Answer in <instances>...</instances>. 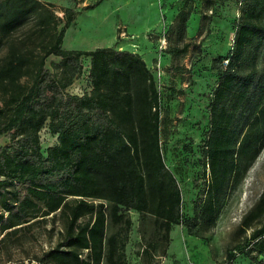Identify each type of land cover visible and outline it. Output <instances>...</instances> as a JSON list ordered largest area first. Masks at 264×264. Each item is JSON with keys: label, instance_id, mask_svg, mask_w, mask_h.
I'll return each mask as SVG.
<instances>
[{"label": "trees", "instance_id": "obj_1", "mask_svg": "<svg viewBox=\"0 0 264 264\" xmlns=\"http://www.w3.org/2000/svg\"><path fill=\"white\" fill-rule=\"evenodd\" d=\"M238 1L232 48L212 62L220 77L209 103L206 186L193 216L183 220L181 190L160 147L159 94L141 56L112 47L64 49L74 5L63 7L60 18L50 2L0 0V136L8 141L0 145V253L6 259L12 245L22 247L48 218L59 223L58 239L37 264H120L130 210L154 218L165 245L172 226L183 224L194 235L215 226L264 147V74L255 67L264 43V0ZM190 15L181 9L168 29L175 36L171 56L186 54L188 44H179ZM20 30L25 33L17 37ZM49 56L61 59L54 64L59 74L46 68ZM81 57L90 58L91 91L68 94ZM245 58L251 69L244 75ZM45 124L57 143L43 154ZM120 224L121 230L108 232ZM247 229L255 255L246 256L264 264V190L237 233Z\"/></svg>", "mask_w": 264, "mask_h": 264}, {"label": "rangeland", "instance_id": "obj_2", "mask_svg": "<svg viewBox=\"0 0 264 264\" xmlns=\"http://www.w3.org/2000/svg\"><path fill=\"white\" fill-rule=\"evenodd\" d=\"M61 9L74 5L75 17L67 28L62 47L68 50H94L112 47L137 53L150 70L160 103V147L166 166L174 174L182 198L183 220L193 216L196 200L201 197L208 178L207 159L203 154L210 130L209 103L220 77L212 62L224 59L233 44L239 16L238 0H41ZM190 9L184 41L185 55L171 56L169 44L175 36L168 33L177 13ZM25 30L17 32L22 36ZM99 42V44H98ZM100 45V46H99ZM252 49V48H250ZM5 51L0 52V58ZM61 59L49 56L46 68L59 74L54 64ZM79 77L66 92L82 95L91 91L90 58L81 57ZM225 65L226 60L220 61ZM258 75L264 74V43L255 62ZM251 69L248 58L241 73ZM42 153L57 143L47 124L39 133ZM4 135L0 145L7 144ZM264 190V147L237 187L224 201L216 224L209 231L193 234L183 224L172 226L170 241L165 245L163 233L154 218L126 211L131 227L120 264H255L246 253L255 255L249 236L237 230L243 217ZM257 226V225H256ZM123 225H109L117 232ZM58 222L47 219L32 228L22 247L12 245L11 258L0 253V264H37L36 257L53 247L58 239ZM163 249L166 254L162 256ZM234 255L232 260L229 255ZM231 262V263H230ZM103 264H108L106 261Z\"/></svg>", "mask_w": 264, "mask_h": 264}, {"label": "crops", "instance_id": "obj_3", "mask_svg": "<svg viewBox=\"0 0 264 264\" xmlns=\"http://www.w3.org/2000/svg\"><path fill=\"white\" fill-rule=\"evenodd\" d=\"M98 44H99V42H98ZM100 46V45H99ZM101 47V46H100ZM99 48V47H98Z\"/></svg>", "mask_w": 264, "mask_h": 264}]
</instances>
